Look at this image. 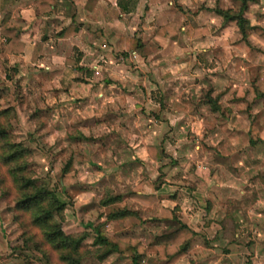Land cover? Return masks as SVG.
<instances>
[{
	"label": "rangeland",
	"instance_id": "rangeland-1",
	"mask_svg": "<svg viewBox=\"0 0 264 264\" xmlns=\"http://www.w3.org/2000/svg\"><path fill=\"white\" fill-rule=\"evenodd\" d=\"M207 4L213 8H207ZM241 4L242 0L199 2L195 12H190L182 23L181 27L186 30L175 33V38L184 42L207 36L214 38L215 44L207 52H203L202 47L195 50L205 69V88L200 91L198 106L195 104L191 110L213 120L208 125L210 130L205 128L206 134L200 143L203 148L198 151L194 149L196 143L189 128H184L180 134L183 136H180L183 138L180 145L186 147L181 154L172 149L178 144L174 131L166 134L167 143L158 145L155 142V146L165 153L162 157L164 164H157L161 166L160 171L153 169L157 165H153V170L145 167L142 170L140 161L136 160L135 165L128 164V173L123 170L116 175L105 172L111 168L104 169L106 164L103 162H116L113 150L116 142L109 138L108 129L112 126L108 120L104 121L106 125L100 126L104 129L98 133L88 115V121L79 124L73 115L77 113V105L85 100L77 98L79 100L75 102H61L59 92L51 89L49 85L52 84L41 73L45 69L34 71L24 58L6 59L0 50V104L4 108H14L18 116L12 130L14 141L32 150L29 162L35 178L46 181L50 189L68 204L64 230L69 234L85 235L84 244L92 252L82 264H133L130 258L96 246L95 226L100 227L105 236L140 241L146 248L143 264H164L157 259L155 239L176 231L180 227L179 219L186 222L196 236L189 255L177 264H209L213 258L222 259L224 264H240L244 255L242 247L250 250L245 257L252 258V249L259 242L254 233L257 230L258 233L264 232V99L257 98L255 93L256 89L264 93V44L254 36H249L248 42L243 41L235 23L225 25L212 11L215 8L238 10ZM246 17L253 26L264 28V0L252 2ZM198 28H205L208 33L194 37V32H188ZM17 65L19 68H15ZM197 65L189 61L188 70L196 75L201 71L197 70ZM241 89L245 96L241 95ZM209 91L217 99L220 113L211 112L204 104ZM70 103L74 104L70 107ZM252 122L259 128L263 139V143L256 147L248 144ZM209 131L221 134L211 143L208 141L211 140ZM79 135L86 140L79 141ZM202 149L207 164H220L221 167L210 177L217 176L218 183L222 178V187L232 186L227 190L232 196L228 202L224 199V206H219L215 214L203 211L198 217L199 222L189 224V211L184 213V204H190L189 198H194L193 191L198 185L193 182L194 178L202 177L204 173H198L209 167H198L200 159L197 160V154L201 155ZM70 161L73 170L65 175L63 170ZM185 163L186 167L182 168ZM145 178L156 185L155 189H145L146 194L162 190L157 193L160 202L154 207H146L129 198ZM117 196L122 199L117 205H102L105 197ZM179 196H182L181 205H175ZM164 199L168 202H162ZM202 208L207 211L205 205ZM122 209H128L136 216L122 223L108 220L110 213ZM14 210L15 205L9 203L0 190V264H29L36 256L33 247L28 248L24 243L23 230L15 220ZM226 260L229 262L225 263Z\"/></svg>",
	"mask_w": 264,
	"mask_h": 264
},
{
	"label": "crops",
	"instance_id": "crops-1",
	"mask_svg": "<svg viewBox=\"0 0 264 264\" xmlns=\"http://www.w3.org/2000/svg\"><path fill=\"white\" fill-rule=\"evenodd\" d=\"M42 1L53 2V11L49 12L46 5H40ZM206 1L0 0V39L4 19L11 17L25 23L20 39L27 46L23 55H2L10 60L24 58L34 71L45 69L41 73L52 84L49 85L51 89L59 92L61 102H75L79 100L77 98L85 100L77 105V113L73 115L79 124L85 122L88 115L98 133L104 129L100 126L106 125L104 121L108 120L112 126L108 129L109 138L116 142L113 146L116 162H103L106 164L104 169L111 168L105 169V172L119 174L121 170H128V164L135 165L136 160L140 161L142 170L145 167L160 171L163 159H152L148 153L149 146L156 145L155 142L158 145L167 143L166 134L174 131L178 144L172 149L181 154L186 147L180 145L183 142L180 134L184 128H189L196 143L194 149L198 151L203 148L200 143L206 134L205 128L210 130L208 125L213 120L191 110L195 104L198 106L200 91L205 88V69L199 63L195 50L202 47L203 52H207L214 46V38L207 36L185 42L175 38L177 31L186 30L181 26L190 12H195L199 2L203 4ZM206 7L213 8L210 4ZM188 25L192 23L188 22ZM165 26L170 27L169 31L159 35L158 31ZM64 29L80 31V35L57 37ZM43 39V53L37 63H33V47ZM191 45L196 47L192 49ZM68 59H79L80 69L69 65ZM189 61L198 64L197 70L201 71H197L196 75L188 70ZM15 68H19L18 65ZM55 73L58 74L50 80L49 75ZM220 134L211 131V140L208 141L212 143L214 137ZM200 154H197V160L200 159L198 167H209L205 172L198 173H204L202 177L194 178L193 182L198 185L193 191L194 198H189L190 204L184 202V213L189 211V224L199 222L198 217L203 211L215 214L219 206H224V199L228 202L232 196L228 195L232 186L222 187V178L218 183L217 176L210 177L211 173L221 169L220 164H207L203 159L206 157L204 149ZM153 165H157V169ZM185 167L186 163L182 168ZM145 189L152 188L145 186ZM161 191L151 194L157 195ZM181 197H177L175 205H181ZM162 202L168 201L164 199ZM204 205L207 211L202 208ZM254 234L259 242L252 249V258L245 257L250 250L242 247L244 255L240 264H264V232L258 233L257 230ZM229 249L232 251V248ZM209 264L224 263L222 259L213 258Z\"/></svg>",
	"mask_w": 264,
	"mask_h": 264
},
{
	"label": "trees",
	"instance_id": "trees-1",
	"mask_svg": "<svg viewBox=\"0 0 264 264\" xmlns=\"http://www.w3.org/2000/svg\"><path fill=\"white\" fill-rule=\"evenodd\" d=\"M255 1L242 0L238 10L215 8L212 11L222 18L225 25L235 23L243 41L248 42L249 36H254L264 44V28L253 26L246 17L249 5ZM42 4L48 7L49 12L53 11V2L42 1L40 5ZM24 26V22L11 17L4 19L0 39L2 53L10 56L25 54L27 46L20 39ZM169 29V26H165L158 33L164 35ZM188 32L190 34L194 32V37H199L205 36L208 30L198 28ZM79 35L80 31L64 29L57 37L67 38ZM44 42L45 39L33 47L31 58L33 63H37L42 55ZM67 63L75 69H80L79 59H68ZM57 74L49 75L50 80ZM240 92L245 96L242 89ZM255 93L257 98L264 99L262 91L256 89ZM204 104L209 106L213 113L221 112L218 101L212 97L211 91L205 95ZM17 118L14 108H4L0 104V190L6 200L15 205V220L22 227L25 245L28 248L33 247L36 259L29 264H82V261L92 254L90 248L84 244L86 237L85 235L69 234L64 230L65 212L68 204L59 197L55 190L50 189L46 181L35 178V173L29 162L32 150L22 143L15 142L12 135L14 122L17 121ZM248 137V144L251 147L263 143L261 132L255 122L251 123ZM80 140H86V137L79 135ZM148 153L154 160L161 159L165 154L164 150L159 152V148L155 145L148 147ZM67 166L63 170L65 175L73 170L72 161ZM145 186L156 188V185L150 180L145 179L129 194V198L146 207H154L160 202V198L156 194H146ZM121 200L120 196L105 197L102 205L104 207L117 205ZM175 211L173 210L174 213ZM132 216H136V214L128 209H122L110 213L108 220L122 223ZM177 222L180 227L176 231L157 236L155 239L157 259L164 264H177L185 259L189 255L191 244L196 236L195 231L186 222L180 219ZM93 229L96 235V246L107 248L110 253L130 258L133 264H143L146 248L140 241L105 236L100 227L95 226Z\"/></svg>",
	"mask_w": 264,
	"mask_h": 264
}]
</instances>
